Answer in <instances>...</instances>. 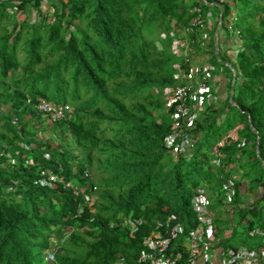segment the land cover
<instances>
[{
    "label": "trees",
    "instance_id": "16d2710c",
    "mask_svg": "<svg viewBox=\"0 0 264 264\" xmlns=\"http://www.w3.org/2000/svg\"><path fill=\"white\" fill-rule=\"evenodd\" d=\"M18 1L15 11L0 4V264L135 263L158 221L175 214L191 228L201 189L221 247L264 248V241L246 246L264 236L253 233L264 230V0H227L222 7L214 0H52L49 17L41 11L45 0ZM213 8L221 26L211 60L230 80L221 105L200 111L193 148L182 154L165 144L172 111L155 92L166 84L155 30L171 15L186 28ZM26 9L43 19L15 18ZM233 27L241 47L229 59L236 71L230 100L233 75L221 43ZM197 37L191 44L206 50ZM43 99L72 111L51 122L39 108ZM46 132L51 136L41 138ZM95 152L106 158L93 180L85 172H92ZM238 163L250 186L263 189L251 204L240 198L231 170ZM50 173L56 180L43 185ZM229 179L236 192L226 203ZM128 219L137 223L134 233ZM68 228L67 243L49 260L51 236Z\"/></svg>",
    "mask_w": 264,
    "mask_h": 264
},
{
    "label": "built area",
    "instance_id": "2783aa9c",
    "mask_svg": "<svg viewBox=\"0 0 264 264\" xmlns=\"http://www.w3.org/2000/svg\"><path fill=\"white\" fill-rule=\"evenodd\" d=\"M207 17V21H205L197 16L195 22L185 28L186 45L194 42L191 40V35L197 33V42L206 50H212L208 47L212 31L208 24L209 15ZM220 26L215 38L216 54L219 51ZM232 32L235 35V42H237L234 48L238 50L241 47L240 32L236 28L232 29ZM226 65L231 68L233 75L232 88L229 90L232 94L236 71L231 63H226ZM215 69V65L210 61L196 63L191 69L192 76L190 79L171 88L167 95V106L172 111V131L165 137V144L175 152L186 154L193 148L194 139L191 132L196 127L199 111L221 99L215 90L217 80L213 74ZM224 79L226 80V77ZM39 108L49 113L51 122L66 118L72 111L70 104L56 103L45 99L41 100ZM45 156L48 157V154ZM26 162L30 164L32 160L27 159ZM214 162L220 164L219 159H215ZM44 174H46L45 171ZM85 176L89 177L90 172L86 171ZM49 177V180L46 177L41 178V183L47 185L56 180L54 174L50 173ZM65 184L72 188L75 194L79 193L73 182L67 181ZM235 192V181L229 179L224 184L222 192L224 201L230 202ZM85 199L89 201L90 195L86 194ZM193 207L197 219L190 229L186 228V225L179 220L177 215L172 214L165 222L158 221L156 229L145 237L143 241L145 248L135 263H129L121 258L112 264H264V248L244 247L235 249L232 247L223 248L219 245L220 238L216 236L214 231L215 212L211 208V201L204 190H199L195 195ZM126 222L132 227V233H134L138 228L137 223L131 219ZM253 233L264 235V230L256 228ZM47 252L48 259L54 260V249L50 248ZM185 252H187V256H183Z\"/></svg>",
    "mask_w": 264,
    "mask_h": 264
},
{
    "label": "rangeland",
    "instance_id": "374dc122",
    "mask_svg": "<svg viewBox=\"0 0 264 264\" xmlns=\"http://www.w3.org/2000/svg\"><path fill=\"white\" fill-rule=\"evenodd\" d=\"M227 0H214L216 4L219 5V7H222V5ZM18 0H0V4L4 5L8 9H11L12 11H15L16 4H18ZM41 11L46 16L52 15L54 11V7L52 5V0H45L42 4ZM29 13L30 21L31 22H38L41 21L43 18L42 15H40L36 10L34 9H26L20 14L16 13L15 18L23 17ZM209 13V14H208ZM207 14L209 15L208 24L211 27V39L210 43L208 44L209 48H214L215 50V38L217 29L221 24V15H218L217 9H209ZM221 14V13H220ZM20 15V16H19ZM206 15V17L208 16ZM205 17V21H207V18ZM197 17H194L190 23L195 22ZM202 19V18H201ZM236 19L235 13L232 12L230 19L228 20V25L232 27L234 24V21ZM234 28V27H233ZM235 29V28H234ZM186 31L185 28L179 25V22L177 21V18L174 16H169V21L166 23H162L160 26H158L155 30L154 39L159 49L164 50V56L165 58V72L162 77V82L166 83L162 87H156L155 92H161L163 95V98L166 99L167 95L171 88L180 85L182 82H186L190 79L191 75V69L194 67V65L198 62H207L211 60L212 57V51L208 50H198L196 46L192 45L191 43L189 45H186ZM222 47L224 48V55L227 57L224 58L226 60V63L230 62V57L236 55L237 49L234 48V45L237 44L235 42V35L232 34L231 38L228 40L222 41ZM214 64V63H213ZM216 69L213 71V74L217 77L216 84H215V90L217 91L220 98H222L226 91H227V81L230 79V72L225 71V68L221 65H215ZM223 67V70H221ZM226 77V80L224 79ZM228 78V79H227ZM170 83V84H169ZM230 100L231 93H230ZM216 104L219 106L220 100L216 102ZM200 112V111H199ZM40 137L47 138L51 136L50 132H46L45 134H39ZM53 136V135H52ZM52 139H55L54 136ZM10 157V153L7 154ZM106 158V155L102 154L101 152H95L93 154L94 163L92 165V172L90 175L92 176V179L95 180L97 178V167L104 162ZM243 161L246 160L245 158H242ZM32 160V159H31ZM13 161V160H11ZM242 162V161H241ZM240 162V163H241ZM240 163L235 164L232 166L231 170L234 174V176L240 181V198L245 201L246 204H251L253 202L256 195H258L263 189L258 188L254 189L251 187L249 178L245 177L244 175V169L242 166L240 167ZM240 168H239V167ZM98 189L95 190L97 192ZM67 233H63L60 237L53 234L51 236V245L56 249L58 244L61 243L66 244V236L68 233H70V229L68 228ZM245 233L237 232L236 238H242L244 237ZM264 241V236L254 237L247 241L246 246H255L257 243H260Z\"/></svg>",
    "mask_w": 264,
    "mask_h": 264
}]
</instances>
